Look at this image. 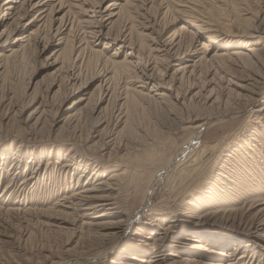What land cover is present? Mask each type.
<instances>
[{
	"label": "rangeland",
	"instance_id": "rangeland-1",
	"mask_svg": "<svg viewBox=\"0 0 264 264\" xmlns=\"http://www.w3.org/2000/svg\"><path fill=\"white\" fill-rule=\"evenodd\" d=\"M6 1L0 264H64L112 245L154 184V210L140 225L102 262L76 264H147L129 256L145 261L153 250L159 260L148 264H264V0H35L31 10L28 0ZM243 30L254 36L239 37ZM209 39L213 48L200 54ZM236 47L248 65L227 62ZM209 119L192 156L164 177ZM70 149L75 160L64 167ZM116 169L124 180L111 191L115 212L75 214L74 189ZM104 220L115 225L98 227Z\"/></svg>",
	"mask_w": 264,
	"mask_h": 264
},
{
	"label": "bare ground",
	"instance_id": "bare-ground-1",
	"mask_svg": "<svg viewBox=\"0 0 264 264\" xmlns=\"http://www.w3.org/2000/svg\"><path fill=\"white\" fill-rule=\"evenodd\" d=\"M35 0H28V2H29V7H30V10L31 9H34V8H36V7H38V6H40V3L38 2V1H35ZM93 1V0H92ZM126 2H127V0H125ZM124 1V2H125ZM7 3L8 2H11V0H7L6 1ZM98 2L99 1H97V0H94V3L95 4H97L98 5ZM188 2V1H187ZM60 3L62 4V2L60 1ZM6 4V3H5ZM72 6V5H71ZM7 8H9V7H7ZM120 10H121V8H120ZM194 10V9H193ZM60 11V10H59ZM61 21H63L62 20V18H61ZM62 23H64V22H62ZM61 23V26L62 25H64L65 26V24H62ZM71 24V23H70ZM72 25V24H71ZM59 26V25H58ZM63 26V27H64ZM67 25H66V27L64 28V30L65 29H67ZM184 30H186L187 28L184 26V27H182ZM63 29V28H62ZM181 29V28H180ZM59 30V29H58ZM58 30H56V32L58 31ZM60 31V30H59ZM68 32L69 31H71V26H69V28H68V30H67ZM92 33V32H91ZM59 34V33H58ZM61 35V34H60ZM240 35L241 36H239V37H246V38H250V37H252V36H254L252 33H250L249 32V30L247 31V30H243V32H241L240 33ZM231 36H237V35H233L232 33H229V34H226V37H228V38H230ZM213 38V37H212ZM211 39V38H210ZM210 39L209 40H204L203 42H202V44L199 46V48L201 49V50H199L198 52L200 53V54H203V53H206V51H207V49H209V46L211 45L208 41H210ZM210 42H212V40L210 41ZM245 42V44L247 45L248 43H249V40H246V41H244ZM244 42H243V44H244ZM226 44H228V45H230V42H226ZM263 44V43H262ZM69 45V44H68ZM70 45H72V44H70ZM227 45V46H228ZM264 45V44H263ZM262 45V46H263ZM231 46V45H230ZM249 46H250V44H249ZM69 47V46H68ZM71 47V46H70ZM69 47V48H70ZM213 47H212V45H211V49H212ZM243 49V47H236L235 49H234V51L233 52H231V54H229L228 56H227V62H229L230 64H231V62H234V60L235 59H233L234 57H236V58H240L242 61H243V63L244 64H246V65H248L247 64V61L245 60V59H243V56L241 55V53L243 54V51H242V49ZM198 49V48H197ZM203 49V50H202ZM245 49L248 51V50H251V51H254L255 50V48H253V47H245ZM70 51L69 52H71L72 51V47H71V49H69ZM261 50V49H260ZM263 51L262 52H264V49H262ZM72 53V52H71ZM255 54H257V52H254ZM261 54H263V53H261ZM205 55V54H204ZM263 56V55H262ZM261 57V56H260ZM260 57H259V59H260ZM82 60V59H81ZM124 61V63H125V61H127V60H123ZM210 61H212V60H210ZM112 62V61H111ZM114 62V61H113ZM116 63V62H115ZM115 63H113V64H115ZM210 63H212V62H210ZM242 63V64H243ZM111 64V63H110ZM123 63H116V65H118V67L120 66V65H122ZM125 65V64H124ZM126 65H127V63H126ZM126 65L125 66H123L122 68L124 69V67H125V70H126ZM129 65V64H128ZM121 67V66H120ZM119 67V68H120ZM122 68H120V69H122ZM129 69V68H128ZM127 69V70H128ZM129 71V70H128ZM122 72H123V70H122ZM251 111V110H250ZM250 115V114H249ZM213 120V119H212ZM212 120H206L205 122H201V123H199L198 125H195L193 128L195 129V131H194V135L192 136V138L190 139V141H188V142H186V144L182 147V148H180L179 150H178V155L175 157V158H173V160L171 161L170 159H169V163L167 164V169L165 170V168H164V171H165V175H164V177H168V176H170L171 174H172V172L174 171L175 172V170H177L178 168V165H180L182 162H184L185 160H187V158H190L191 156H192V154H193V152H194V150L195 149H197V147L199 146V144L203 141V137H202V134H203V132H204V130L211 124V122H212ZM213 124V123H212ZM256 140V139H255ZM248 141V140H247ZM247 148H251V146H253V145H251L250 146V144L247 142ZM216 148H218L217 146H215V147H213L212 149H216ZM256 148V147H255ZM209 149V148H208ZM210 150V149H209ZM255 150H257V149H254V151ZM215 152H217V151H215ZM65 154V153H64ZM67 154H69V159H67L66 161V163L64 164V167H67V166H70V165H72V163H71V160H75L74 159V157L73 156H71L70 154H71V149H70V151H68L67 152ZM215 156V155H214ZM16 160V159H15ZM14 160V161H15ZM85 161V160H84ZM171 161V162H170ZM47 163H49V161L47 162ZM85 165H87V163H84ZM193 164H194V166H195V168H198L199 167V165H198V163H197V159H195V160H193ZM15 165V164H14ZM13 165V166H14ZM86 169V168H85ZM84 169V170H85ZM97 172H98V169H97ZM96 171L93 173V175H95L96 173H97ZM37 173H38V171H37ZM196 173H197V170H194L193 171V174L191 175L192 177H196L195 175H196ZM199 173V172H198ZM83 174H81L80 176H82ZM123 175V172H119L117 169L116 170H113V171H111L110 172V176L108 177L109 179L108 180H110V181H105V180H103V182H96V183H94V182H90L89 183V185L87 186L86 185V187H84V188H82V190H80V191H78V189H74V192L71 194V196L69 197V201H70V205H71V209H73L74 210V212H75V214H77L78 215V213H85V214H88L89 212L88 211H90V210H92L93 212L92 213H97L96 215H95V217H103V218H106V216H108V215H110V214H112L111 212H115V208H116V205H115V202H112L111 201V199L113 198L112 197V195H111V191H114V190H118L119 189V187H120V184H119V179L121 178L122 179V176ZM160 175V174H159ZM158 175V176H159ZM238 175V174H237ZM240 175H242V176H244L245 178H247L248 177V175H250V171L248 172L247 171V174L245 175V174H243V173H240ZM36 176H37V174H35V175H30V176H28L26 179H24V181H22V183L23 182H25V181H32L33 179H35L36 178ZM153 176V175H152ZM223 176V175H222ZM239 176V175H238ZM156 177V176H155ZM163 177V178H164ZM241 177V176H240ZM161 178V177H160ZM166 178H164V180H165ZM193 179V178H192ZM122 180H124V179H122ZM121 180V181H122ZM163 180V181H164ZM167 180H169V179H167ZM166 180V181H167ZM191 180V179H190ZM257 181H259V179H256ZM34 181V180H33ZM120 181V182H121ZM166 181H164V184L166 183ZM236 181H237V179H236ZM162 182V181H161ZM168 182V181H167ZM161 184H163V183H160V185ZM260 184V183H259ZM24 185V184H23ZM150 185V184H149ZM188 185V184H187ZM156 185L154 184V185H152L151 187H149V189H147L145 192H144V194H143V201H142V204H141V208L138 210V211H136V213L134 214V215H131V216H129V218H128V222H127V226H125V228H123L122 230H123V233H125L122 237H121V239H118V241H115L112 245H107V246H105V247H100L99 249H97V250H95V249H93V250H95V251H92V252H87V253H85V254H83V256L81 255V257H75L73 260H68L66 263H64V264H76V263H83V262H91V260L92 261H96L97 263H100V262H102L103 260H104V258L106 257V255L104 254L103 256L100 254L101 252H104V253H107V252H109V251H111L113 248H116L118 245H120L119 243L120 242H122V240H123V238H125L126 237V234L128 233V231L130 230V228L131 227H133L134 225H137V224H139V222H140V220H141V218H145L149 213H150V211L151 210H154L153 208L151 209V208H149V203H150V201H152V198H153V196L155 195V192L157 191V188L158 187H155ZM254 186V185H253ZM262 186H264V184H262ZM159 187H161V186H159ZM260 187L261 186H257L256 188H251V189H248V191L249 190H253V192H254V194L253 195H259L257 192H259L260 191ZM77 190V191H76ZM244 190H247V189H244ZM255 193H257V194H255ZM115 194V193H114ZM230 194V193H229ZM217 195V196H216ZM216 198H218V197H221L222 196V194L219 192L218 193V191H216ZM252 195V196H253ZM61 196V195H60ZM226 196V195H225ZM231 197V196H230ZM230 197H227V199H225L226 201H228L229 202V199H230ZM195 198V197H194ZM213 201V200H212ZM186 204H189V205H193L194 204V199L191 201V200H188V201H186ZM154 207V206H153ZM189 207V206H188ZM191 207V206H190ZM114 214V213H113ZM107 219V218H106ZM111 220V219H110ZM263 220V219H262ZM118 222V224L119 223H121L122 222V220H119V221H117ZM99 224L100 225H97L98 227H101V228H107V227H109L110 225H115V224H112V222L111 221H108V220H104V221H102V222H99ZM262 224H264V222H262ZM140 225V224H139ZM142 229V228H141ZM137 232V231H136ZM192 233H196V232H190V234L193 236V234ZM194 237H196V236H193V238ZM186 238H188V237H186ZM195 239V238H194ZM102 245V244H101ZM160 250H153V252L151 253V257H152V259H146L145 261H143V258L142 257H137L136 256V254L135 253H133L132 255H130L129 256V258L131 259V260H134V259H136V260H138V261H140V262H145V263H151V262H155V261H157V260H159L158 259V257L160 256ZM242 254V253H241ZM235 255V252L232 254V256H234ZM231 256V255H230ZM245 255H240V257L241 258H243ZM239 257V258H240ZM60 264V263H59ZM62 264V263H61ZM124 264H126V263H124ZM207 264H232V263H230V262H227L226 263V261H223L222 259H218V260H211V262H209V263H207Z\"/></svg>",
	"mask_w": 264,
	"mask_h": 264
}]
</instances>
